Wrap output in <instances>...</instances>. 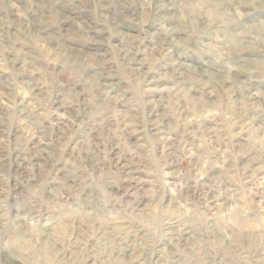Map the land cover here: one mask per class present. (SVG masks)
Returning <instances> with one entry per match:
<instances>
[{
  "label": "rangeland",
  "instance_id": "1",
  "mask_svg": "<svg viewBox=\"0 0 264 264\" xmlns=\"http://www.w3.org/2000/svg\"><path fill=\"white\" fill-rule=\"evenodd\" d=\"M0 264H264V0H0Z\"/></svg>",
  "mask_w": 264,
  "mask_h": 264
}]
</instances>
